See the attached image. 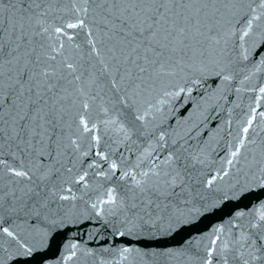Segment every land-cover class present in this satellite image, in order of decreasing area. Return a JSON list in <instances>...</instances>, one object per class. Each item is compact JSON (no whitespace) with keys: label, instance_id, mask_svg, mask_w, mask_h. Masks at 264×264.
I'll list each match as a JSON object with an SVG mask.
<instances>
[{"label":"snow or ice","instance_id":"1","mask_svg":"<svg viewBox=\"0 0 264 264\" xmlns=\"http://www.w3.org/2000/svg\"><path fill=\"white\" fill-rule=\"evenodd\" d=\"M5 12L19 13L20 20L0 27V264H23L37 253L26 237L54 204L77 199L74 185L89 188L88 172L77 164L90 155L99 159L87 168L103 180L122 181L127 190L118 196L101 184L91 205L121 211L120 236L159 229L169 209L181 204L199 211L182 144L174 141L166 158L139 171L155 148L149 145L131 167L120 148L130 151L134 137L150 135L149 116L160 109L149 97L158 87L171 86L163 94L175 99L191 95L190 85L207 76L222 91L249 67L241 84L264 71V0H0V17ZM258 92L264 97V85ZM256 115L252 109L227 164L238 171L247 167L264 187V144L259 159L242 153ZM160 142H166L163 134ZM114 153H120L119 163L110 159ZM191 160L193 166L203 163ZM216 179L204 186L211 189ZM244 217L247 223H241ZM225 231L214 229L202 250L193 249L191 240L183 250L124 247L115 264L136 258L144 264H264V204L238 212L227 237ZM65 248L71 251L62 261L76 257V244Z\"/></svg>","mask_w":264,"mask_h":264},{"label":"water","instance_id":"2","mask_svg":"<svg viewBox=\"0 0 264 264\" xmlns=\"http://www.w3.org/2000/svg\"><path fill=\"white\" fill-rule=\"evenodd\" d=\"M19 20V13L5 12L3 17H0V27L7 28L13 23H19ZM250 71L251 67L245 69L233 82L234 86L222 91L212 88L214 76L205 77L199 86L190 85L191 95L182 93L175 99L163 94L165 87L172 91L171 86L165 84L158 87L149 97L160 109L154 116H149L150 135L138 140L134 137L136 142L131 145L130 151L120 148L123 160L129 167L137 164L139 155L149 145L155 148L151 160L137 169L139 171L147 170L153 162L166 158L167 153L176 147L174 141L182 144L184 148L181 149V155L189 165L185 175L192 185L195 198L193 203L199 211L190 210L193 208L192 204H181L179 210L175 207L169 209L160 222L159 229H145L135 236H120L119 231L124 230L121 225L124 219L121 211H110V205L98 204L97 209H93L91 205L98 202L99 193L94 189L99 188L101 184L114 187L118 196H123L127 190L122 181L103 180L96 174L97 169L87 168L93 158L99 159L90 155L84 158L83 165L77 164L78 168L88 172L86 181L89 188L74 185L73 193L77 199L59 201L52 206V210L47 214L48 218L37 224L36 229L26 237L37 247V253L23 264H101V259L115 264L119 259V251L124 247L144 251L183 250L189 247L187 242L191 240L193 249L202 250L210 238V233L218 227L226 230L224 237H227L230 222L238 212H251L264 204V187L254 180L248 168L238 171L239 166L233 168L227 164L231 151L239 147L238 141L244 137L241 128L252 114V109L257 112L253 123L255 131L245 138L246 147L242 149V153L247 155L249 161L254 156L259 159L258 146L264 144V117L259 115L264 112V97L258 92V88L264 85V71L252 75L251 79L241 84L240 80ZM161 100L163 103H160ZM161 134L165 136L166 142L157 143ZM251 139L256 143H250ZM100 147L105 152L108 151L103 142ZM96 150L98 149H94V152ZM192 157H199L203 163L193 166ZM110 159L119 163L122 157L120 153H114ZM224 172L229 174L223 176ZM220 176H223V179H219ZM213 177L217 179L212 188H206V180ZM99 209H103L101 216L96 215ZM247 220L248 217H244L241 223H247ZM45 231L47 238L44 237ZM201 240L203 243H197ZM71 244L77 245L76 257L62 261L61 255L66 256L71 251L66 249L65 245ZM86 251H91L94 255L86 257ZM122 264H144V261L136 258ZM172 264L189 262L180 259Z\"/></svg>","mask_w":264,"mask_h":264}]
</instances>
